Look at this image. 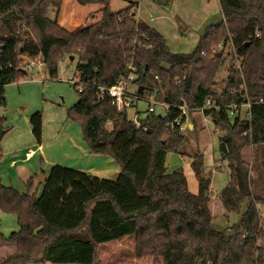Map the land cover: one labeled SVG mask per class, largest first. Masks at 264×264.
Returning a JSON list of instances; mask_svg holds the SVG:
<instances>
[{"label":"trees","instance_id":"1","mask_svg":"<svg viewBox=\"0 0 264 264\" xmlns=\"http://www.w3.org/2000/svg\"><path fill=\"white\" fill-rule=\"evenodd\" d=\"M62 1L0 0V106L5 105L3 88L26 74L23 62L39 57L51 79L60 63L72 58L81 82L104 88L114 86L132 64L142 95L157 87L168 110L146 112L136 127L126 111L118 112L109 101L97 103L95 88L78 93L67 120L78 125L89 155L109 158L120 173L112 181L53 166L32 196L33 178L24 194L0 180V214L15 216L18 225L8 236L0 233V245L15 247L0 264H264L259 213L264 202L249 188L250 147L264 144V0H219L222 20L207 28L188 54L171 53L157 31L136 21L137 4L111 13L109 0H76L102 6L101 19L68 32L48 18ZM227 47L233 59L225 88L216 97V75ZM207 100L239 106L234 116L226 108L203 113L220 132L218 158L229 171L218 201L210 199L202 152L190 156L196 194L189 192L181 169L168 173L165 166L167 154L185 156L180 149L197 141L198 134L196 126L181 133L166 124L180 116L181 107L192 114ZM247 103L249 117L240 118ZM29 124L40 145L41 114L31 116ZM18 133L3 142L4 158L13 159L18 146L12 143L22 137ZM2 156L0 149V162ZM212 207L224 217L240 216L231 235L211 228Z\"/></svg>","mask_w":264,"mask_h":264},{"label":"rangeland","instance_id":"2","mask_svg":"<svg viewBox=\"0 0 264 264\" xmlns=\"http://www.w3.org/2000/svg\"><path fill=\"white\" fill-rule=\"evenodd\" d=\"M171 3L175 2L173 10H167V14L172 17L179 25V31L177 35H181V31H184L185 27L188 29L185 33V38L181 39V47L176 51H170L173 54H188L191 53L196 42L192 43V34L195 32L194 27L190 26V19L194 18L199 13L201 17H207V21L203 25L199 32L198 37H202L207 28L211 25L219 24L221 16L218 7L215 5L205 4L203 0H170ZM131 4H137V14L135 16L136 21L143 22L152 26H156L160 21V15H158L153 8L152 3L147 0H109V10L111 13H118L128 7ZM154 5V4H153ZM171 5V4H170ZM102 6L97 4L80 5L76 0H63L60 9L50 10L48 18L51 21H56L58 25L68 32H72L77 28H86L97 23L101 19ZM154 18V22H149L150 18ZM179 19V21H177ZM152 28V27H151ZM215 52L219 51V48L214 49ZM224 64L218 70L216 75V90L220 92L225 88L226 79L228 76V69L231 65V54L228 52V47L224 49ZM39 58V57H37ZM35 58V59H37ZM74 60V59H73ZM25 61V60H24ZM28 61H25L27 63ZM42 62V61H41ZM24 63V62H23ZM77 61H70L65 58L59 65L58 74L55 79H51L45 71V66L35 65L32 68H26L23 78L18 81L6 85L4 90L5 105L0 106V129L5 131L9 130L0 141V149L3 155V142L8 138L10 133L21 134V138L17 142H13L12 146H24L28 141L35 142L31 135V126L29 119L36 113L41 114V143L46 140H53L55 134L58 131H64L68 126V129L72 127L75 131H79V127L67 120V110L74 106L78 101V93L76 87L72 86L69 81L73 80L78 83L79 73L75 71ZM235 66H238L235 60ZM131 90H134L131 87ZM158 88L156 87L152 93L148 90L141 96L144 100H140L136 103L135 108L127 111L128 120L132 121L135 113L137 112L138 120H143L146 116V109L150 102L155 100L159 101L157 95ZM244 108H241L240 118L244 115ZM156 108V111H159ZM155 111V112H156ZM190 120L195 119L198 134L197 141L189 140L181 149L180 153L186 155L194 154L204 149L203 167L206 169L205 175L211 177L210 183V199L218 201L220 191L227 185L229 181V171L227 164L219 161V155L217 151V141L220 136V132L215 131L212 122L209 119L205 120L199 114H190ZM200 119L201 122H198ZM205 127V130H204ZM110 129V126H106ZM28 132V136L26 134ZM187 133V132H181ZM29 137V138H28ZM16 143H18L16 145ZM21 144V145H20ZM10 145V147H12ZM202 147H204L202 149ZM251 159L249 163V188L253 197L260 199L264 202V144L259 148L250 147ZM33 153H28L27 156L31 157ZM178 156V157H177ZM179 155L169 153L166 156L165 164L167 170L183 169L185 175L192 174L190 168L186 167L187 161H181ZM188 158V156H184ZM29 159V158H28ZM24 160L23 165L26 161ZM95 165L98 167L102 176L106 180H115L120 169L113 163L112 160H94ZM172 161V162H171ZM215 166L212 167V163ZM7 165L17 166V162L10 158H4L0 165V175L4 177L8 172ZM69 168V167H68ZM177 169V170H178ZM96 173V172H93ZM18 173L17 175H19ZM39 174L45 175L46 171L42 170ZM110 174V175H109ZM22 175V174H21ZM107 175V176H106ZM22 177V176H21ZM187 177V183L189 186L194 185V179ZM22 178H20V181ZM193 181V182H192ZM39 182L37 175L33 177V185L29 191V195L32 196L34 192H40L41 188L38 185ZM21 184V183H20ZM43 184V183H42ZM18 186V184H17ZM25 189V185L23 186ZM37 187V188H36ZM188 187V186H187ZM22 191H18L23 193ZM190 190V188H188ZM212 220L210 226L213 230L223 232L225 235H231L233 227L238 226L240 222V216L230 214L228 217L222 216V212L218 207L211 208ZM259 213L264 219V209H260ZM18 225L15 216L0 214V233L4 236H8L10 233L17 231ZM15 253V247L9 245H0V263L5 262L8 258ZM127 262V261H126ZM125 262V263H126ZM124 263V264H125ZM129 264V263H126ZM149 264V263H148Z\"/></svg>","mask_w":264,"mask_h":264},{"label":"crops","instance_id":"3","mask_svg":"<svg viewBox=\"0 0 264 264\" xmlns=\"http://www.w3.org/2000/svg\"><path fill=\"white\" fill-rule=\"evenodd\" d=\"M149 2H151L153 8L157 10L155 12L158 15H160V21L157 22L156 26L151 25V27L164 38L166 46L168 47L169 51H172V50L176 51L177 49H180L181 47L180 41L181 39L185 38V33L188 28L185 27L184 31H181V35L176 34V32L179 31L180 27L175 22V20L172 17H170L169 14H167V10H173V8L175 7V2L171 3L169 0V4L165 7L159 6L158 4L152 1H149ZM203 2L207 4V6L209 5L213 6L216 4L220 12L219 0H203ZM137 9H138V6H137ZM199 13L200 12H198L193 19L191 18L189 20L190 21L189 27L195 28L194 34L191 35L193 45L195 42H196L195 44L197 45L198 41L200 40L201 37H198L197 33L199 32L201 25H203L205 21H207V17H201L202 15L199 16ZM136 14H137V11H136ZM220 16H221V13H220ZM221 20H222V17H221ZM154 21L155 20L152 17L149 19V22L151 23ZM177 21H179V19H177ZM146 25L150 27V25L148 24ZM192 114H199L205 123L206 119L203 117L202 114L200 113H192ZM189 118L190 116H188L187 121L184 124V130L187 133L193 132L194 126H196L194 123L197 122L195 119L191 121ZM198 122H201L200 119ZM70 129L73 131L72 127L68 129V126H67L64 131H58L55 134V137L53 140H46L42 142L40 145L36 144V142L28 141V143L25 144L24 146H18L17 148H15L13 150V153H14L13 160L17 162V166L15 167L12 165H7L8 172L6 173V175L4 177L0 175V180H1L2 185L4 187H12L17 192L22 191L24 189L23 186L26 185L29 179L33 178L35 175H38L42 170L46 171V174H47L48 170L53 166H60L64 168L69 167V169H73L79 172L91 174L98 178L105 179L104 175L102 176L98 167L95 165L94 160L96 159L103 160V159H108V158L94 157V156L89 155L85 144L81 140L80 132L76 131V133L72 134V131H70ZM204 130H205V127H204ZM73 135H75V137ZM59 137L61 138L59 139ZM72 137H74L75 139H72ZM45 145L48 146L46 147L47 148L46 151H39L37 149ZM203 148L204 147H202V149ZM28 152L33 153L31 157L27 156ZM186 155L188 156V158H184V156H180V155L179 156L182 158L180 157L179 158L181 161H187L186 167L190 168V164L192 162V159L190 158V156H192L193 154H190V155L186 154ZM202 155L204 157V149L202 150ZM4 157H5V153L3 152L0 165L2 164ZM26 159H28V161H26L25 165H23V162ZM165 166L167 165L165 164ZM213 166H215L214 162L211 165V169ZM175 170L169 171L166 169L168 173H171ZM93 172H96V173H93ZM182 172L186 178V182H187V177L189 178L193 177L194 181H196L192 170H191L192 174L188 173L189 175H185L183 169H182ZM205 172H206V169L204 170V175H205ZM18 173L20 174L17 175ZM206 176H209V175H206ZM20 178H22L21 181H20ZM210 183H211V177H210ZM187 186L188 188H190V190L188 189L190 193L192 194L197 193V182H194V185L192 186H189V184L187 183ZM209 190H210V187H209ZM25 192L26 190L24 189L23 194Z\"/></svg>","mask_w":264,"mask_h":264},{"label":"built area","instance_id":"4","mask_svg":"<svg viewBox=\"0 0 264 264\" xmlns=\"http://www.w3.org/2000/svg\"><path fill=\"white\" fill-rule=\"evenodd\" d=\"M136 41H133V44H135ZM35 65L43 66L44 64L41 62L39 58L33 59L31 61H28L27 63H23V70L25 71L26 68H32ZM127 72L126 74L120 78L116 84L110 88H104V87H97L94 85H91L89 83L81 82L78 79V83H75L73 80L69 81L72 86L76 87L77 93H82L83 90L87 87H93L96 90V95H95V101L97 103L99 102H104V101H109V103L115 107V109L118 112H123V111H128L129 109H133L136 106V103L140 100H144L138 93V86L134 84L136 80V69L132 64H129L127 66ZM131 87L134 88V90H131ZM216 97H220L221 93L216 91L215 94ZM258 103H262V101H259ZM251 104L247 103L245 105H242L241 108H244V116L245 118L249 117V108ZM156 108H160L163 111H167L168 107L161 103L157 102L154 97V101L150 102L148 105L146 112L148 114L154 113L156 111ZM222 108H226L229 111V114L231 116H234L237 113V109L239 106L237 105H229L227 107H221L216 105L212 100H207L203 107L200 109L192 110L190 112L192 113H200L203 115L205 111H214V112H219ZM180 111V116L173 122V123H168L166 124L167 127L170 129H173L174 127H178L179 131L185 132L184 130V124L187 121L189 111L186 110L185 107H181L179 109ZM138 113H135V116L132 120L133 124L136 127H139V120L137 118ZM182 119L184 121L182 122Z\"/></svg>","mask_w":264,"mask_h":264},{"label":"water","instance_id":"5","mask_svg":"<svg viewBox=\"0 0 264 264\" xmlns=\"http://www.w3.org/2000/svg\"><path fill=\"white\" fill-rule=\"evenodd\" d=\"M70 61H73V59L70 58ZM23 73H24V71H23ZM138 93H139L140 95H142V93H143L142 88H139V89H138ZM4 135H5V132H4L3 130L0 129V141H1V139H2V137H3ZM47 178H48V175H47V174H45V175L38 174V175H37V179H38V181L41 182V183H44V182L47 180Z\"/></svg>","mask_w":264,"mask_h":264}]
</instances>
